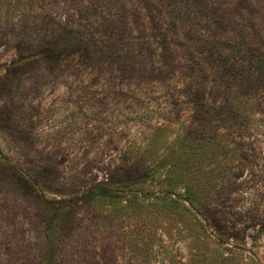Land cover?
Listing matches in <instances>:
<instances>
[{"label": "rangeland", "instance_id": "obj_1", "mask_svg": "<svg viewBox=\"0 0 264 264\" xmlns=\"http://www.w3.org/2000/svg\"><path fill=\"white\" fill-rule=\"evenodd\" d=\"M191 2L190 15L179 12L186 24L226 41L264 42V0ZM119 3L0 0V264H264V103L252 111L256 122L231 133L238 151L214 162L230 168L210 186L211 225L200 227L192 212L179 213L153 193L93 205L72 200L90 183L128 178L139 165L143 179L162 166L151 189L194 170L183 163L191 150L170 104V85L183 82L152 76L148 56L145 70L128 71L118 59H84L66 42L72 26L94 30L123 18L133 27ZM159 9L174 32L168 5ZM187 26L178 22V33ZM131 32L124 37L133 42L142 35ZM150 109L156 112L138 121ZM51 218L55 237L45 241Z\"/></svg>", "mask_w": 264, "mask_h": 264}, {"label": "trees", "instance_id": "obj_2", "mask_svg": "<svg viewBox=\"0 0 264 264\" xmlns=\"http://www.w3.org/2000/svg\"><path fill=\"white\" fill-rule=\"evenodd\" d=\"M193 1L118 0L120 5L117 7L123 9L121 13L131 15L133 27L142 34L134 42L124 37L125 31L132 33L133 27L123 18L119 19V26L114 21L111 26L98 25L94 30L91 25L89 28L72 26L70 32L63 34L67 43L76 45L84 59L93 57L104 64L118 59L129 71L130 68L145 70L148 56V60L152 59L149 62V66H153L150 71L152 76L157 73L166 82H183L180 87L170 85L174 91L172 94H175L170 104L172 112L177 114L175 122L187 132L181 141L191 150L190 157L183 163L199 172L195 176L193 171L188 172L191 169L188 167L185 181L179 177L178 182V179L169 176L155 182L156 185L164 183L160 188L151 189L148 187L153 185L151 177L162 166H156L150 177L143 179L144 171L139 165L128 178L116 180L106 177L90 183L72 198L76 203L93 205L104 200L115 202L129 195L140 197L153 193L163 198L165 206L192 212L200 227L212 224L207 214L210 186L216 181V175H226L230 168L218 163L221 167L217 169L214 162L218 158L220 161L231 158L238 151L240 145L231 137V133L256 122L251 119L252 111L264 103V42L252 43L246 37L226 41L208 30L205 33L200 31L202 28L198 23L186 24L179 12L190 15L189 4ZM101 3L97 7L101 8ZM166 4L170 19H173L174 32L166 28L161 17L155 13L160 15V6ZM145 17L152 22L150 32L145 31ZM178 22L183 26L188 25L184 34L178 33ZM102 32L105 38L98 39V34ZM122 58H125L124 62ZM160 109L157 112L163 116L167 107ZM150 112L156 110H146L136 118L141 122ZM258 121L264 124V117ZM208 161L214 166L209 165L207 170L203 164ZM56 222V218L49 220L43 240H54ZM40 263L50 264V261L46 259Z\"/></svg>", "mask_w": 264, "mask_h": 264}]
</instances>
